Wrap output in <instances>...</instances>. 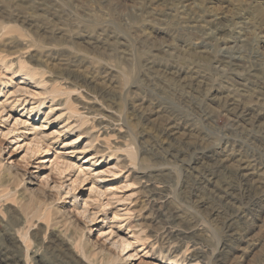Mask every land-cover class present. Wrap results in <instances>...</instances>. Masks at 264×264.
Instances as JSON below:
<instances>
[{"label":"rangeland","instance_id":"1","mask_svg":"<svg viewBox=\"0 0 264 264\" xmlns=\"http://www.w3.org/2000/svg\"><path fill=\"white\" fill-rule=\"evenodd\" d=\"M0 264H264V0H0Z\"/></svg>","mask_w":264,"mask_h":264},{"label":"bare ground","instance_id":"2","mask_svg":"<svg viewBox=\"0 0 264 264\" xmlns=\"http://www.w3.org/2000/svg\"><path fill=\"white\" fill-rule=\"evenodd\" d=\"M172 131H173V130H172ZM25 146H27V145H25ZM25 146H24V147H25ZM24 147H23V148H24ZM21 149H22V148H21ZM244 166H245V165H244ZM253 169H254V168H253ZM215 172H216V171H215ZM255 173H256V172H255ZM261 177H262V176H261ZM219 195H220V194H219ZM171 225H172V224H171ZM227 227H228V226H227ZM127 245H130V246H131V244H127ZM130 246H128V247H130Z\"/></svg>","mask_w":264,"mask_h":264}]
</instances>
